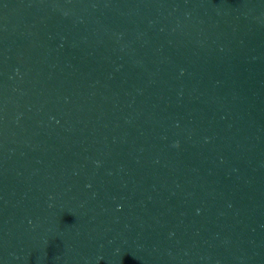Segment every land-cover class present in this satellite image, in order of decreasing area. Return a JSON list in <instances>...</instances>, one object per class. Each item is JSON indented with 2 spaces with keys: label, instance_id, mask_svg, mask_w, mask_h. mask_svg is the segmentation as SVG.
I'll return each mask as SVG.
<instances>
[{
  "label": "water",
  "instance_id": "obj_1",
  "mask_svg": "<svg viewBox=\"0 0 264 264\" xmlns=\"http://www.w3.org/2000/svg\"><path fill=\"white\" fill-rule=\"evenodd\" d=\"M0 264H264V0H0Z\"/></svg>",
  "mask_w": 264,
  "mask_h": 264
}]
</instances>
